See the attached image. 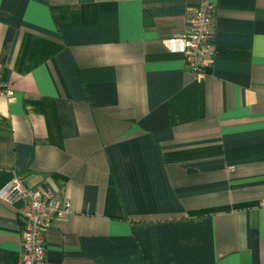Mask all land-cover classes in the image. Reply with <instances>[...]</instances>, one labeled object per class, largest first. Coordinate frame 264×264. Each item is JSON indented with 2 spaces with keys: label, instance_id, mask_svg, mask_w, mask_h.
Wrapping results in <instances>:
<instances>
[{
  "label": "crops",
  "instance_id": "crops-1",
  "mask_svg": "<svg viewBox=\"0 0 264 264\" xmlns=\"http://www.w3.org/2000/svg\"><path fill=\"white\" fill-rule=\"evenodd\" d=\"M208 73L167 41L199 0H0V264L18 176L70 212L46 264H264V0H210Z\"/></svg>",
  "mask_w": 264,
  "mask_h": 264
},
{
  "label": "built area",
  "instance_id": "built-area-1",
  "mask_svg": "<svg viewBox=\"0 0 264 264\" xmlns=\"http://www.w3.org/2000/svg\"><path fill=\"white\" fill-rule=\"evenodd\" d=\"M215 35V5L210 0H199L187 17L186 30L168 39L167 44L170 50L183 53L187 68L204 77L214 60ZM0 96L9 101L15 99L14 89L5 84L1 77ZM4 200L19 204L22 222V254L14 264H46L47 231L55 220L70 212V202L59 193L30 187L18 176L9 183Z\"/></svg>",
  "mask_w": 264,
  "mask_h": 264
}]
</instances>
